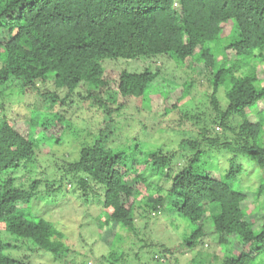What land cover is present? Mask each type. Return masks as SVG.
Wrapping results in <instances>:
<instances>
[{"label": "trees", "instance_id": "obj_1", "mask_svg": "<svg viewBox=\"0 0 264 264\" xmlns=\"http://www.w3.org/2000/svg\"><path fill=\"white\" fill-rule=\"evenodd\" d=\"M164 56L205 77L208 87L200 102L207 99L213 112L200 139L188 128L191 133L183 134L186 129L180 125L188 111H182L185 118L175 125L169 123L179 102L152 87L160 79L159 67L139 71L116 63ZM2 57L0 264H32L45 254L65 263L127 264L120 229L136 232L137 218L147 222L150 217L169 227L177 225V216L190 225L189 232L181 231V243L196 249L193 264H264V0H0ZM10 78L21 85L8 90L36 95L32 109L8 110L3 89ZM183 86L187 93L192 80ZM158 95L164 96L161 104ZM117 96L134 101L137 113L158 114L154 127L167 119L159 133L168 134L173 148L159 145L146 151L138 138L148 126L144 122L120 131ZM86 99L106 128L98 122L94 130L87 126L85 139L72 140L69 132L77 138L80 134L68 117L69 108L89 110ZM45 101L50 114L42 121L29 118L30 109L44 107ZM236 118L237 128L232 126ZM216 123L222 135L207 131ZM43 139L55 144L48 151L53 162L46 166L40 161ZM178 139L181 151H194L188 160L175 146ZM64 140L78 141V148L69 151H76L74 156H61ZM211 148L230 154L225 170L203 166ZM241 157L249 159V167ZM252 167L263 175L256 186L248 183ZM76 193L86 201L98 199L99 232H114L107 253L90 247L89 263L80 259L83 253L60 223L43 215L33 218L36 200L72 208ZM221 244L227 245L228 255L216 251ZM20 250L24 253L17 257ZM173 250L163 245L151 252L154 261L164 256L171 264Z\"/></svg>", "mask_w": 264, "mask_h": 264}, {"label": "rangeland", "instance_id": "obj_2", "mask_svg": "<svg viewBox=\"0 0 264 264\" xmlns=\"http://www.w3.org/2000/svg\"><path fill=\"white\" fill-rule=\"evenodd\" d=\"M2 59L3 57L0 59V64ZM116 63L121 69L122 67H128L135 68L139 71H142L146 66H150L152 70L155 69V65L156 67H159L160 79L154 80L152 82V87L154 89L161 90L165 95H168L165 98L169 100L177 99L179 102V109L174 110L171 113V116H169L168 118L169 123L175 125L179 118H185L182 111H188L189 117H187V119L185 118V121H183L180 125L182 126V128L186 129L184 130L183 134L188 135L189 133H191L187 130L188 128L192 131V135L197 136L199 139L200 137L202 138L201 132L204 131L202 127L206 123H208V118L210 117L209 115L211 112H213V107L209 103V101H207V99H205V103L200 102V97L203 96L208 87L204 76H201L200 74L197 75L195 71L191 69L189 70L179 67L172 59L165 56L163 58L159 57V59L142 57L140 59L133 60L132 62L119 59ZM253 64L256 63L253 62ZM259 64L260 63H258V66ZM262 66L263 65L260 64L259 67ZM188 79L192 80V87L190 91L186 93L183 84ZM17 85H21V80L10 78L9 82L4 87L3 91H7L5 94L6 97L4 98L6 107L8 106V110H10V107L12 106H16V110L26 109L27 107L32 109L35 106V102L37 99L36 95L34 93L23 94L18 89L8 90ZM115 86L116 85H114L113 89H116ZM162 97L164 96L158 95V104H161ZM117 98L118 101L116 104L118 106L122 105L121 109L118 112H115V117L117 118L116 125L117 128L120 129V131H126L127 129L134 128L131 126L140 127L141 124L139 122H144L145 124H148V126L146 128L142 127L140 129L138 138H140L146 151L156 150L157 146L159 145L173 148V146H170V138L167 137L168 134L166 132L161 134L159 133L161 132L163 127H166L165 125L167 123V119L160 120L161 125H156L154 127L153 122H157L158 117L159 119H161L158 114L150 113L149 110L137 113V104L134 101L123 102L120 96H117ZM224 102V96H222V103ZM81 103H83V100ZM84 103L86 104H84L85 106L90 108L89 110L80 108L75 105L69 108L68 112V117H70L71 119L73 118L72 124L74 127H77L79 129L80 134V137L77 138L71 131L69 132L72 133L70 134V138L77 139L78 141L85 139L87 135V126H91L94 130L97 127V123L100 122L103 123L102 128H106L104 124L105 119L103 118V116L97 114V112L93 108L92 100L86 99ZM43 105L44 107L40 106L37 109H30L31 112L29 113V118H35L40 121L44 120L50 114L51 107L49 106V103L47 101H45ZM195 114H200L204 118L203 120H207V122L203 121L202 119L201 122L196 121V119L193 117V115ZM239 121L240 118H236V120H234V122L232 123V126L237 128L239 126ZM66 123L67 122H65L64 125ZM64 125H62L56 131L57 136L61 133L60 130L65 127ZM207 128L210 129L207 130L208 132H210L209 134L214 136L217 133L222 135V133L224 132L223 128L217 123L210 124L209 126H207ZM71 129L69 128L68 130ZM50 131L53 133V128L48 131V134L50 133ZM40 137V139H42V136ZM232 138L233 136L231 137V139ZM52 140L54 139H43V144H45V147H43L44 149L41 153L40 161H45L44 166L53 162V155L48 152L49 149L55 145L54 141ZM77 140L74 142H72L71 140H64L63 143H61L62 148H60L61 156L62 154L65 158H67V156H74L76 151H73L72 155H69V151L73 150V148H78ZM180 140L181 139H178L175 146L178 145ZM177 148H179V145ZM165 150H167V148H165ZM211 151V153L205 154L204 159H202L205 160L204 162H202L203 166L206 168L208 166L210 167L216 165L218 167L223 166L222 170H225V167H228L227 159L230 157V154H228L224 149L217 150L215 148H211ZM182 152L183 154L181 156L187 160L191 158L194 153V151L192 150L183 149L181 151V148H179V154H181ZM47 159H50V161H48ZM240 160L245 161V166L249 167L250 161L248 158L241 157ZM182 163L183 160L182 162L181 160H178L177 162V164L179 165ZM215 169L216 168H214V170ZM250 172V180H248V183L254 186L258 185L261 176H263L262 173L260 175L257 167H252ZM46 175L47 174H45V178L48 177V175ZM26 178H28V176L26 177V175L22 177V181H24ZM245 184L247 185V182ZM78 194L79 193L72 195L73 204L75 205V207L72 208L58 207L56 206V204H54V202H48L44 198L36 200L35 203L38 208L35 209L38 210L39 213L34 212L35 214H33V218L37 219L39 215H43L44 217L52 220L55 224L60 223L63 226L62 230H64L68 240H72L74 242V247L81 252L80 254L83 253L80 259L89 263L91 262V260H93V257L90 255V247H94L99 252L107 253L111 248V238L114 232L110 229L103 231V233L99 232V226L96 220V216L101 208L98 199L95 197V199L91 198L86 201L85 198H79ZM130 203L131 199L128 200V204ZM137 208L141 210L138 205ZM163 218L166 219L165 216H163ZM176 220L177 225L181 224L178 228H175V226H177L175 224L169 225V227L162 226L156 218L150 217L148 218L147 222L145 219L140 220L137 218L136 232H128L125 227L124 229H120L119 234L120 236L122 235L125 239L123 261L127 264H168L166 261L167 258H165L164 256L159 257L160 262L154 261L153 253L151 252L154 249H160V247L164 245L168 248L174 249V253L170 256L171 260L169 261V263L193 264L192 259L196 254V249H191L188 245L181 243V231L184 230L185 232H189L190 225L187 224L186 219H183L180 216H177ZM206 238H208V240L210 241V239H212V236L210 237V235H206ZM152 244H155L157 246L150 248L149 245ZM20 251V253H17V257H21L22 252L26 251V249ZM216 251L220 255H228L227 245L225 244L219 245ZM74 262L76 261L71 260L69 263H65L61 260L58 261L54 256L50 254H45L42 257H35V259H33L32 261V264H75ZM205 264H209V262Z\"/></svg>", "mask_w": 264, "mask_h": 264}]
</instances>
